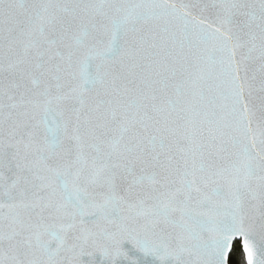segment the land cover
Returning <instances> with one entry per match:
<instances>
[{
  "label": "snow or ice",
  "instance_id": "1",
  "mask_svg": "<svg viewBox=\"0 0 264 264\" xmlns=\"http://www.w3.org/2000/svg\"><path fill=\"white\" fill-rule=\"evenodd\" d=\"M0 264H264V0H0Z\"/></svg>",
  "mask_w": 264,
  "mask_h": 264
}]
</instances>
